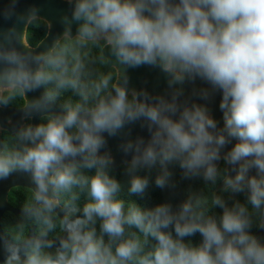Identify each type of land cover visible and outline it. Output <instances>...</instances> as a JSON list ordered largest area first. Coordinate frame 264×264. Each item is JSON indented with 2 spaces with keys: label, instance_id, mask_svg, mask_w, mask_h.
Masks as SVG:
<instances>
[{
  "label": "clouds",
  "instance_id": "obj_1",
  "mask_svg": "<svg viewBox=\"0 0 264 264\" xmlns=\"http://www.w3.org/2000/svg\"><path fill=\"white\" fill-rule=\"evenodd\" d=\"M40 13L0 0V180L29 187L0 264H264V0H65L34 47Z\"/></svg>",
  "mask_w": 264,
  "mask_h": 264
},
{
  "label": "water",
  "instance_id": "obj_2",
  "mask_svg": "<svg viewBox=\"0 0 264 264\" xmlns=\"http://www.w3.org/2000/svg\"><path fill=\"white\" fill-rule=\"evenodd\" d=\"M37 3L41 7V20L46 22L47 30L44 37L35 45L38 46L42 43H47L52 40L54 36H56L60 31V25L57 23L56 18L59 12L65 7V0H22V3ZM49 21L51 22L49 24ZM27 31V30H26ZM34 46V47H35ZM109 66L105 65L102 69V72L108 71ZM157 69H149L146 66H141L135 69H129V76H130V84L136 87L144 86L149 91L159 92L161 91L165 85L163 82V77L157 72ZM190 85L185 86L186 92L190 89ZM218 99V97H217ZM215 104V101L212 102V107ZM16 107H5L0 108V141L2 140L1 137V130H5L9 132V125L8 121H16L20 115V113L15 110ZM213 109V108H212ZM217 112H213V115L219 116L220 113L218 110ZM41 115L38 118V121H30V122H39V119L43 117ZM135 131H140L139 129L134 128ZM10 133V132H9ZM115 152V149L113 148ZM117 159H119V154H116ZM28 187V180L27 177L22 173H13L8 179L0 180V228L1 227V219L5 212H11L13 214H18L20 208H16L9 204L8 202V192L12 187ZM264 232V229L260 230Z\"/></svg>",
  "mask_w": 264,
  "mask_h": 264
},
{
  "label": "trees",
  "instance_id": "obj_3",
  "mask_svg": "<svg viewBox=\"0 0 264 264\" xmlns=\"http://www.w3.org/2000/svg\"><path fill=\"white\" fill-rule=\"evenodd\" d=\"M45 33H46V24L42 20H39L38 23L29 25L27 27L26 38L28 39L29 43H31L32 45H35L45 35ZM96 52H97V49L93 48L92 49V53L95 54ZM105 65L106 64H101L99 61H97L93 65V67L95 69H97L98 71L102 72V69L104 68ZM108 71H111V69L109 68ZM65 95L66 96L70 95V93H66ZM20 102L21 101L18 98L13 103V106H18ZM44 118L45 117L43 116L40 119V121H43ZM3 136H4V141H6L9 138L10 134L8 132L4 131L3 132ZM220 166L223 167V161L220 162ZM118 178H121L120 174H118ZM187 183L188 182H181V185H180L181 189H183L186 186ZM192 183H193L194 187H202L204 189V193L206 195H210L211 194V190L212 189L209 188L208 186H204L202 182L194 181ZM28 192H29V189L26 188V187H21V186L13 187L8 193V201H9V203L12 206L16 207V208H20L24 204V202L26 201V199L28 197ZM220 194L225 195V196L228 195L227 193H220ZM163 195L164 194L159 189H152L151 192H150V199L147 202L148 203L157 202L163 197ZM126 198L127 199H134L133 197H126ZM237 198L240 199L241 202H243V200H244V197L242 195L238 196ZM84 199H85V197L81 196L80 203H83ZM17 219H18V214H13L11 212H5L3 214V216H2V219H1V227L6 229L10 225L14 224ZM253 230L255 231V225H254V229ZM192 239L193 240H198L199 237L196 236V237H193Z\"/></svg>",
  "mask_w": 264,
  "mask_h": 264
},
{
  "label": "flooded vegetation",
  "instance_id": "obj_4",
  "mask_svg": "<svg viewBox=\"0 0 264 264\" xmlns=\"http://www.w3.org/2000/svg\"><path fill=\"white\" fill-rule=\"evenodd\" d=\"M40 20H41V19H40ZM42 21H43V20H42ZM43 22H45V21H43ZM45 24H46V22H45ZM46 30H47V25H46ZM43 37H44V36H43ZM43 37H42V38H43ZM42 38H41V39H42ZM41 39H40V40H41ZM40 40H39V41H40ZM39 41H38V42H39ZM38 42H37V43H38ZM37 43H36V44H37ZM36 44H35V45H36ZM35 45H33V46H35ZM11 106H12V107H18V106H13V105H11ZM212 108H213V112H217V111H216L217 109H216V107H215V104L213 105ZM41 118H42V117H41ZM41 118H40V119H41ZM40 119H39V121H40ZM28 122H30V121H28ZM4 131H5V130H1V137H2V140H3V141H4V136H3V132H4ZM6 132H7V131H6ZM8 133H9V132H8ZM9 134H10V133H9ZM12 188H13V187H12ZM12 188H11V189H12ZM11 189H10V190H11ZM10 190H9V191H10ZM8 193H9V192H8ZM8 202H9V201H8ZM9 204H10V203H9Z\"/></svg>",
  "mask_w": 264,
  "mask_h": 264
}]
</instances>
